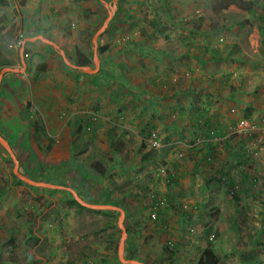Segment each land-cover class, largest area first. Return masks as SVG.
Returning a JSON list of instances; mask_svg holds the SVG:
<instances>
[{
	"label": "rangeland",
	"instance_id": "rangeland-1",
	"mask_svg": "<svg viewBox=\"0 0 264 264\" xmlns=\"http://www.w3.org/2000/svg\"><path fill=\"white\" fill-rule=\"evenodd\" d=\"M6 1L19 9V0ZM114 7L96 48L94 37ZM41 9L39 28L41 20H52L56 29L51 42L58 49L30 46L25 57L28 74H12L10 86L0 91V135L25 139L23 148L14 147L20 173L35 182L79 188L82 196L75 193L82 200L106 201L102 205L121 209L126 260L198 264L211 246L219 264H264V0H39ZM5 13L12 14L15 23L0 32V71L4 60L21 70V42L29 31L17 10ZM103 46L110 48L101 54ZM78 50L93 60L90 75L70 67L77 66ZM94 58L101 66L97 74ZM38 67L46 70L42 73ZM20 85L26 89L16 97L14 90ZM139 88L151 103L136 96ZM19 104L24 107L23 125L11 134L3 127L8 119L3 108L8 105L14 113ZM221 108L232 117L220 127L226 137L218 145H229L224 152L231 148L232 158L227 163L220 159L215 163L220 166L212 168L209 163L216 153L203 143L220 138L203 132H218L207 120ZM78 118L91 119L83 124L79 141L74 132ZM37 120L55 144L61 134L57 149L46 156L47 140L38 146L28 129L30 121ZM243 120L255 130L240 136L233 130ZM201 124L210 130L199 129ZM68 136L70 143L65 141ZM165 137L172 138L166 142ZM153 144L167 149V154L158 150L153 162L142 161ZM123 145L128 153L117 163L115 150ZM224 165L231 173L220 174ZM14 166L0 145V182L6 183L7 173V180L15 184L4 201L11 211L0 202L3 224L11 230L20 227L31 219L32 205L53 209L42 217L37 236L34 230L21 229L13 238L15 244L2 247L0 264H49L39 261H47L50 253L59 256L58 264H121L120 212L66 207L60 196L45 202L16 179ZM100 166L109 172L101 174ZM176 169L180 184L170 187ZM59 195L73 197L67 190ZM184 196L189 198L182 200ZM72 208L75 217L65 211L56 219L59 210ZM36 237L47 241L38 246ZM16 243L24 248L16 249ZM167 250L174 253L173 263H164Z\"/></svg>",
	"mask_w": 264,
	"mask_h": 264
},
{
	"label": "crops",
	"instance_id": "crops-1",
	"mask_svg": "<svg viewBox=\"0 0 264 264\" xmlns=\"http://www.w3.org/2000/svg\"><path fill=\"white\" fill-rule=\"evenodd\" d=\"M13 2L15 3L16 0H13ZM0 4L2 5V6H0V9L2 11L1 13H3L2 15H0V32L4 31L7 28L5 26H8L9 23L10 24L12 23V25H14V23H15V22L13 23V20H15V17H13L12 14H6L5 13L7 11V9L9 11H11V10L12 11L13 10L15 11V10H17L18 17H19V20H20L21 25L24 27V29H28L27 31H29V32H27L26 40H25L26 41V43H25V51H27V54H28V50H30L29 47L31 46V47H34V49H35L37 44H42V45H45L47 47H52V48L56 49L51 44L45 42V40H46V41H49L50 43H53V42H51L52 36H53L52 34H53V32H55L56 26L53 25L52 20L49 17L46 18L44 21H42L40 19L41 22H42L41 24L43 25V27L41 29L39 28L40 11H42V9L39 10V0H28L23 6H21L20 3H18L19 9H15V7H13V5H12V3L10 1L8 2L6 0H4V1L2 0L0 2ZM20 10H22V11H20ZM44 14H46L45 11H43L41 13V16H44ZM11 17L13 19H11ZM40 37H42L44 41L41 40ZM95 37H94V39H95ZM94 44L96 45V48H97L100 45L99 39H97V43L94 42ZM24 56H25V53H24ZM4 61H6V60H4ZM20 61H21V64H22V67H21L22 69L21 70L16 69V68H12L11 66L5 67V68H1L3 70L0 71V91L3 90V88H4V86L6 84L10 86V84L12 82L11 81V75L12 74H13L12 76H14V77L15 76H19V77H22V78H24L28 74V69H29L28 61L26 60L25 57L23 58V56L21 54V50H20ZM94 63H95V61H94ZM76 67L77 68H73V67H71V68H73V69H80L79 71H83L87 75H90V74H88V72L85 69H81V67H79V66H76ZM100 67L101 66L98 67L99 69H97V67H96L95 71L96 70L97 71L95 72V74L101 72L100 71ZM6 68H11V69H14L15 71H13V72H6L5 73V69ZM45 70H46V68H43V70L41 69V71H43L42 73H44ZM51 88H53V87H51ZM8 89H10V87H8ZM8 89H6V90H8ZM25 89H26V87H24L23 85H20L19 88L16 87V89L14 90V93H15L14 95L16 97H22L24 95ZM139 95L141 96V98H145V99L147 98L146 101H148V102L151 103L152 98L147 93L145 94V92H141L140 91V88L136 90V96L139 97ZM41 98H42V96H41ZM41 98H39L40 101H42ZM49 99H51V98H49ZM20 104H22V103H20ZM20 104L17 107V109L14 111V113H11L10 112V111H12V108L11 107H8V105H5L4 108H3L5 110L4 112L6 113V116L8 117L7 121H5L3 123V127H4V129L9 130V132L11 134L16 133V131H17L16 128L17 127L19 128V127H21L23 125V123H22V121L20 119V114H21V112H23L24 107H22ZM228 106H229V104H228ZM217 110H219V111L216 112V115L213 114L211 121L207 120V123H211L212 124V128L216 129V131H218L221 134L224 132L225 135H226L225 128H220V127H225L227 125V121L228 120H231L230 119L232 117L231 111H228L227 109L224 111L222 108L221 109H217ZM187 112H189V111L188 110L183 111V113H185V114H187ZM166 117H167V115H165L164 124L165 125L168 124V126H169V124H170L169 121L170 120H167ZM180 122H181V119H180ZM102 124H104V123H102V121H100V125H102ZM30 128H31V124L29 123V128H28L29 131H30ZM167 130H168V132H167L168 134H169L170 131H172L171 130V127H170V129L168 128ZM74 132H76L77 134H79L76 137L77 141L81 140L82 139L80 137L81 136V133L78 131V129L76 131H74ZM74 132H73V134H74ZM224 133H223V136H224ZM57 135H58V132H57ZM60 136H61V134H60ZM60 136L56 139V144L54 146V149L58 146ZM171 138L172 137H167L165 139V141L166 142H169L171 140ZM5 139L7 140V142L9 143L10 147L12 148V150H13V152L15 154H16V152H15L16 150H15L14 147L23 148V146H24V142H25V139L24 138L15 139V137H12L11 140L10 139H7V138H5ZM220 140H223V137L220 138L219 140H212V141H210L209 142L210 144H208V143H207V145L205 144V146H207V147L208 146H211V149H209L210 152L211 151H214V153H216V156H214L213 160L210 161V163H209L212 168L220 166L221 163L215 164L216 161H219L220 159H223L224 162L227 163L228 160L230 158H232L231 148H228V151L224 152V148L227 147V146H229V145L226 144V146H224V147L221 148L220 145H218V144H220L219 143ZM11 141H13V143H11ZM65 141L68 142V143H70V137L68 136ZM214 142H215V146H213ZM14 143H16V144H14ZM12 144L15 145V146H13ZM203 145H204V143H203ZM142 148H144V147L142 146ZM114 159H115V155H114ZM145 161L147 163H151L152 162V160H145ZM119 162H121V160ZM119 162H117V163H119ZM200 165H201V163L199 161L198 166H200ZM177 168L179 169V167H177ZM227 169L230 170V171L228 172ZM176 171H177V169H176ZM178 171H177V173H178ZM108 172L109 171H107L106 174ZM225 172L226 173H231V169L228 166H226V165L223 166V170L220 172V174L223 175V174H225ZM176 175H177V177H175L177 179L176 186H179L180 183H179L178 180L180 179V176L181 175H180V173H178ZM4 177H6V183L0 182V202L2 204L5 203L4 202L5 199H6L5 197H7V195L8 196L10 195V193H9L10 188L14 189V186H15V184L12 181L7 180V173H6V175H4ZM182 178H184L183 175H182ZM38 182H40V181H38ZM42 182H43V180H42ZM43 183H47V184L51 185V187H34V186H30L28 184L27 185L30 186L31 188H33V190H35L34 191V195L35 196L42 197V199L45 200V202H49L50 198L60 196V197H62V200H63L62 202H65L66 203V205H67L66 207H71V204H73L72 201L73 200L76 201L74 194L79 193V188L73 187L74 190L73 189L71 190V189H68V188H63V187L59 186L57 183H54L52 181L43 182ZM22 190H29V192L30 191H33L32 189H22ZM62 190L69 191V193H72L73 197L72 198H68L67 196H64V195L61 196V195H59V192H62ZM111 190H113V188ZM114 190H115L114 194L117 195V192L119 191L118 187H116V188L114 187ZM75 191H76V193H75ZM80 196H82V195L80 194ZM184 198H189V197L188 196H184V197H182V200ZM86 200L84 202L87 203V204H90V205H93V204H95V205H102V203H105L106 202V201H103V202L102 201H97L96 202V201H90V200H87L86 201ZM90 202L91 203L93 202V203L91 204ZM78 204H80V203H78ZM6 207H7L6 204H4L3 206H1V208H4V210H6V212L11 211L10 209H7ZM45 207L46 208H44V209H42V208L40 209V206L39 205L38 206L37 205H32L31 206L30 213L32 215L31 216V219H33V220L30 223H28V221H29L28 220L26 223H24L20 227H17L16 229H12V230L9 229L7 225H4L3 224V222H5L4 219H0V250L2 249V247L8 246L9 244H13L15 242L13 240V238H15L17 236L18 231H20L21 229H24V231H26L27 233H31V231L34 230V235L37 236V230H39L42 217L43 216L45 217L46 216L45 214H49L50 210L53 209V206L50 209H47V207H49L47 205ZM87 209H89V208H87ZM65 211L68 212V213H70V216L71 217H75V215L77 214V211L74 208L68 209V210H59L58 213H56V215H55L56 219L58 220L60 218L59 216L61 214L65 215V213H66ZM58 223H60V222H58ZM47 231L48 230H44V232H47ZM43 241H47V240L46 239H41V237H36V239H35V242L38 243V246H40ZM16 244H18L17 246L14 245V247L16 249H18L17 247H20V248L23 247L24 248V246L21 243H16ZM50 245H51V243H50ZM118 252H119V248H118ZM9 254L12 255L11 252H9ZM40 255L43 256V254H41V253H40ZM49 256L50 257L48 258L47 261H45V259H43V257H41L39 263H43V262L44 263H47L48 262L49 264H58L57 262H59V256H57L56 258L55 257H51V253H50ZM37 258L39 259V257H37ZM62 262H64V260H62ZM6 264H10V262L8 261V262H6ZM121 264H123V263L121 262Z\"/></svg>",
	"mask_w": 264,
	"mask_h": 264
},
{
	"label": "trees",
	"instance_id": "trees-1",
	"mask_svg": "<svg viewBox=\"0 0 264 264\" xmlns=\"http://www.w3.org/2000/svg\"><path fill=\"white\" fill-rule=\"evenodd\" d=\"M28 0H19L20 2V5L23 6ZM109 46H103V47H100L99 48V51L101 54H104L105 52L109 51ZM27 56V51H25V57ZM76 65L81 67V68H90L93 66V60L91 58H89L86 54L82 53L81 51H77V56H76ZM11 66V62L6 60L4 61L3 63H1V68H5V67H9ZM63 66L66 67V65L63 63ZM67 68V67H66ZM41 69V67H38V71ZM43 70V69H42ZM29 71V69H28ZM37 77H39V72H38V75ZM120 80H122L121 77H119ZM100 84L101 85H105L106 82L104 81H100ZM146 94V93H145ZM147 100V98H146ZM93 121H98V118H95V117H91ZM79 121V127H78V131L79 132H82L84 130V126L83 124H85L86 122H90L91 119H87L86 118H78L77 119ZM30 124H31V138L32 140L38 145V146H42L45 142V140H47L48 142V147L46 149V152H45V156L47 154H49V151H51L54 146H55V141L48 136V133H47V130H46V127L45 125L40 121V120H37V121H30ZM202 125V124H201ZM203 129H209L210 130V127L209 126H206V125H202V126H199L198 128H202ZM85 132V131H84ZM208 131H204L203 132V136H206V135H209V138H215V137H219V138H222V137H225V133H224V136H223V133H219V132H215L214 131V134H207ZM199 136V135H198ZM197 142V139L195 141H193V143L195 144ZM210 140L209 139H206V141H204V145L207 143H209ZM144 148L147 147V145L144 143L143 145ZM143 148V149H144ZM152 151L149 152V155L144 157L142 160H155L154 158L156 157V152L158 150H162V153L164 154H167V149H165L164 147H162L161 149H158L157 147H152L151 148ZM115 162H119L123 157L126 156V147L123 145L122 147H119L115 150ZM81 156H84V152L83 153H80ZM165 164V163H164ZM98 170L101 174H106L107 171H103V167H98ZM16 177V176H15ZM171 177V182L169 183L168 186H173L175 184H177V179L175 178V176L173 175H170ZM17 179V177H16ZM22 182V181H20ZM113 201V200H112ZM110 201V202H112ZM73 204H76L78 206L79 209L81 210H87V211H92V212H95V213H108V211H101V210H90V209H87L83 206H81L80 204H78L75 200L72 201ZM116 204L118 205H123L122 201L121 200H116L115 202ZM33 219H30L28 221V223H30ZM212 231V229H210L209 233ZM208 233V234H209ZM168 252V256L167 258L165 259L164 263H173V254L172 252ZM163 264V263H162ZM198 264H219V258L216 256V253L213 251L212 247L211 246H208L206 248V250L204 251L202 257L200 258Z\"/></svg>",
	"mask_w": 264,
	"mask_h": 264
},
{
	"label": "water",
	"instance_id": "water-1",
	"mask_svg": "<svg viewBox=\"0 0 264 264\" xmlns=\"http://www.w3.org/2000/svg\"><path fill=\"white\" fill-rule=\"evenodd\" d=\"M115 11H116V8L115 7L112 8V11L110 13L109 18L105 22V24L102 27V29L96 34V37L94 39V42L95 43H97V39L100 37V35H102L107 30L108 25H109L110 21L112 20V18L114 16ZM40 39L43 40L42 37H40ZM45 42L51 44L53 47H55L56 49H58L55 44L50 43L49 41H46V40H45ZM25 43H26V41H24V45H23V47H21V54H22L23 58L25 57L24 56V53H25ZM61 54L63 55V52H61ZM94 61H95L96 67L98 69V67H99L98 59L97 58H94ZM67 64L70 65L68 62H67ZM70 66L73 67V68H77L76 66H73V65H70ZM81 69H85L86 71H90L89 68H81ZM13 71H15V70L14 69H11V68H6L5 69V73L6 72H13ZM0 145L3 146L4 149L10 154L11 159H12V161L15 164V166H14V175L18 179H20L22 182H24V183H26V184H28L30 186H34V187H51V185H49L47 183L32 181V180L28 179L27 177H25L23 174L20 173V170H19V161L17 159V156L13 152V150L10 147L9 143L7 142V140L4 137H2L1 135H0ZM74 196H75L76 201L78 203H80L83 207H86V208H89V209H92V210L118 211V212H120L121 216H120V219H119V227L122 230V237H121L120 245H119V257H120V261L123 264H144V263H142L140 261H137V260H126L125 259V240H126L127 234H126V230L124 229V226H123V220H124V216L125 215H124V212L121 209H118V208L113 207V206H108V205H90V204L85 203L83 200H81L76 194H74Z\"/></svg>",
	"mask_w": 264,
	"mask_h": 264
},
{
	"label": "built area",
	"instance_id": "built-area-1",
	"mask_svg": "<svg viewBox=\"0 0 264 264\" xmlns=\"http://www.w3.org/2000/svg\"><path fill=\"white\" fill-rule=\"evenodd\" d=\"M22 47L24 45V42L22 41ZM255 129H251V127L249 126L248 122L247 121H240L237 125H236V128L233 130V132L237 135H246L247 133H249L250 131H254ZM251 133V132H250ZM154 146L152 147H157L155 146L156 144H153ZM159 148V147H157Z\"/></svg>",
	"mask_w": 264,
	"mask_h": 264
}]
</instances>
